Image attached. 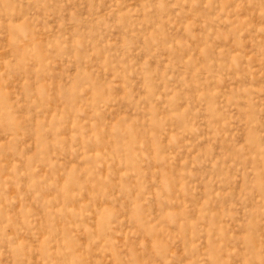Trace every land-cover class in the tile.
<instances>
[{"label":"rangeland","instance_id":"374dc122","mask_svg":"<svg viewBox=\"0 0 264 264\" xmlns=\"http://www.w3.org/2000/svg\"><path fill=\"white\" fill-rule=\"evenodd\" d=\"M0 264H264V0H0Z\"/></svg>","mask_w":264,"mask_h":264}]
</instances>
